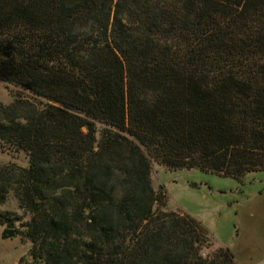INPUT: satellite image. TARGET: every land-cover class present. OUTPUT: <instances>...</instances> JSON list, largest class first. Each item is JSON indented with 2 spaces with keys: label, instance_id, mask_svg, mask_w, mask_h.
Listing matches in <instances>:
<instances>
[{
  "label": "trees",
  "instance_id": "1",
  "mask_svg": "<svg viewBox=\"0 0 264 264\" xmlns=\"http://www.w3.org/2000/svg\"><path fill=\"white\" fill-rule=\"evenodd\" d=\"M0 80L20 264H238L162 208L152 161L264 170V0H0Z\"/></svg>",
  "mask_w": 264,
  "mask_h": 264
},
{
  "label": "rangeland",
  "instance_id": "2",
  "mask_svg": "<svg viewBox=\"0 0 264 264\" xmlns=\"http://www.w3.org/2000/svg\"><path fill=\"white\" fill-rule=\"evenodd\" d=\"M14 99L0 80V102L9 104ZM9 163L27 166L29 158L23 151L6 152L0 147V166ZM152 163L153 184L165 195L163 209L198 220L211 249L217 248L216 243L223 239L237 246L243 220V252L254 244V248L251 247L254 252L247 255L246 261L254 259V264H264V170L247 173L238 180L199 168L170 169L155 160ZM0 207L21 212L13 195ZM246 220L260 224V228L251 229L250 224L245 225ZM247 228L251 231L247 232ZM2 230L0 225V264H20L30 243L18 238H3Z\"/></svg>",
  "mask_w": 264,
  "mask_h": 264
},
{
  "label": "crops",
  "instance_id": "3",
  "mask_svg": "<svg viewBox=\"0 0 264 264\" xmlns=\"http://www.w3.org/2000/svg\"><path fill=\"white\" fill-rule=\"evenodd\" d=\"M250 224L251 229L255 228H260V224H257L256 222H253L251 220H246L245 221V225ZM251 229L247 228V232H250ZM261 230V229H260ZM213 234V233H212ZM214 236V234H213ZM239 240L237 241V246L232 245L230 243H228V241L226 239H223L222 241L219 240L218 243H216V247H221V246H225V247H229L232 249V251L235 254V258L237 260L238 264H254V259H249L250 261H246V257L248 254L253 253L254 251H252L251 247L254 248V244L251 245V242L249 243V245H251L250 247H247L244 252H243V220H242V225L240 227V229L238 230V236ZM248 262V263H247ZM252 262V263H249Z\"/></svg>",
  "mask_w": 264,
  "mask_h": 264
}]
</instances>
